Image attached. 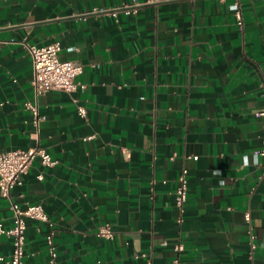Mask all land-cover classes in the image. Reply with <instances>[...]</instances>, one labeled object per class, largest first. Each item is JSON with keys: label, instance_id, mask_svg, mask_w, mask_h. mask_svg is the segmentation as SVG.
<instances>
[{"label": "crops", "instance_id": "0c3cea01", "mask_svg": "<svg viewBox=\"0 0 264 264\" xmlns=\"http://www.w3.org/2000/svg\"><path fill=\"white\" fill-rule=\"evenodd\" d=\"M133 1L0 0V151L38 145L56 160L36 157L11 192L47 214L26 218L22 264H264V0L113 12ZM55 42L83 71L36 99L29 45ZM0 222L13 224L2 195ZM11 252L3 234L0 264Z\"/></svg>", "mask_w": 264, "mask_h": 264}, {"label": "built area", "instance_id": "2783aa9c", "mask_svg": "<svg viewBox=\"0 0 264 264\" xmlns=\"http://www.w3.org/2000/svg\"><path fill=\"white\" fill-rule=\"evenodd\" d=\"M138 4L139 2L134 0L130 4L114 8L113 12L123 10L126 13H130L135 10ZM95 11L106 12L108 10L98 9ZM236 16L238 23L242 25V13L239 9L236 10ZM60 49L61 45L58 42L45 46L29 45L34 70L33 89L36 99L49 90L57 89L70 92L78 86L75 79L83 71V66L72 60L60 59L58 56ZM82 87L84 88V85ZM27 107L33 113L34 122L38 123L41 117L38 112L37 100L27 102ZM78 112L83 117L87 113L83 105L78 106ZM256 115L262 117L264 121V99L262 107L256 112ZM255 154L264 156V133L262 147ZM36 157H40L42 163L46 165L56 163V160L50 156L47 150L38 145L26 149L18 148L0 151V195L10 200V206L13 211V224L9 228L4 227L2 222H0V241L3 234L10 236L12 239V252L6 261L7 264H22L25 246L26 218L47 220V214L42 204H28L26 207H21L12 199L11 195L13 187L22 182V176L28 171L31 162ZM187 172V169H184L180 173L179 183L175 192V203L180 208L183 207L187 200ZM247 219H249V216H247ZM97 235L110 238L113 236V230L109 226H101ZM175 249L181 251L183 244H176ZM51 251L53 252V247ZM145 264H152V260L150 258L147 259ZM173 264H180V258L176 257L173 260Z\"/></svg>", "mask_w": 264, "mask_h": 264}, {"label": "clouds", "instance_id": "9594fccd", "mask_svg": "<svg viewBox=\"0 0 264 264\" xmlns=\"http://www.w3.org/2000/svg\"><path fill=\"white\" fill-rule=\"evenodd\" d=\"M244 162H245V164H247V162H248L247 157L244 158ZM257 162H258V160H257Z\"/></svg>", "mask_w": 264, "mask_h": 264}]
</instances>
